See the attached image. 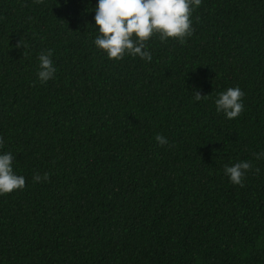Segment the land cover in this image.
Instances as JSON below:
<instances>
[{
  "label": "trees",
  "instance_id": "trees-1",
  "mask_svg": "<svg viewBox=\"0 0 264 264\" xmlns=\"http://www.w3.org/2000/svg\"><path fill=\"white\" fill-rule=\"evenodd\" d=\"M95 3L0 0V152L25 180L0 194V264H264V0H201L148 62L94 46ZM241 160L259 171L234 185Z\"/></svg>",
  "mask_w": 264,
  "mask_h": 264
},
{
  "label": "clouds",
  "instance_id": "clouds-1",
  "mask_svg": "<svg viewBox=\"0 0 264 264\" xmlns=\"http://www.w3.org/2000/svg\"><path fill=\"white\" fill-rule=\"evenodd\" d=\"M39 2V0H37ZM67 3V0H64ZM201 0H96L92 17L96 36L94 46L103 51L108 59L120 60L125 54L139 57L143 61H151L152 54L146 41L158 34L163 42L166 38L175 37L183 43L185 37L191 36V12L199 6ZM21 45L17 41V47ZM52 50H42L38 55L39 70L37 78L41 83L53 78L56 68L53 65ZM205 94L194 91L193 100L199 101ZM244 93L239 86L228 87L218 92L213 100L217 113H223L226 119L236 118L243 110ZM155 141L164 145L166 137L157 133ZM3 141L0 140V144ZM257 159L264 158V151L254 154ZM13 155L0 152V194L23 188L25 180L22 175L13 172ZM258 172L250 161L241 160L223 166L224 174L234 185H242L243 177L248 170ZM48 179V174H43ZM39 182L41 176L33 175Z\"/></svg>",
  "mask_w": 264,
  "mask_h": 264
}]
</instances>
